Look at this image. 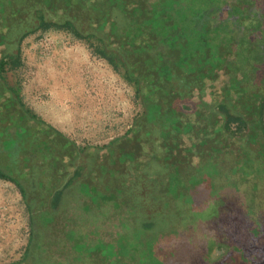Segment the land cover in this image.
Here are the masks:
<instances>
[{"label": "flooded vegetation", "instance_id": "af4514ba", "mask_svg": "<svg viewBox=\"0 0 264 264\" xmlns=\"http://www.w3.org/2000/svg\"><path fill=\"white\" fill-rule=\"evenodd\" d=\"M223 2L232 15L234 52L222 46L221 30L208 39L210 23L203 15L195 30H174L176 7L194 0H0V180L18 187L31 206L30 218L40 223L39 236L47 233L45 217L54 203L62 206L58 216L91 217L98 208L86 213L90 205L81 200H92L94 189L108 195L113 185L131 197V203L122 201L126 211H115L127 225L159 215L164 227L182 204L171 201L165 188L176 185L178 195L186 179L183 198L194 199L207 172L211 197L217 196L212 216L220 233L218 264H264V0ZM64 23L95 29V38L105 39L138 84L143 113L129 138L79 149L27 111L7 83L4 70L18 59L21 42L39 30L63 29ZM135 140L138 148L130 145ZM119 143L124 146L117 148ZM184 165H197L196 172L190 175ZM81 184L92 188L89 195L81 193ZM149 196L159 203L148 206ZM171 203L169 211L165 204ZM178 227L170 230L178 233ZM172 232L155 234L162 240ZM166 249L157 245L152 253L166 255ZM30 259L27 244L20 264Z\"/></svg>", "mask_w": 264, "mask_h": 264}, {"label": "rangeland", "instance_id": "374dc122", "mask_svg": "<svg viewBox=\"0 0 264 264\" xmlns=\"http://www.w3.org/2000/svg\"><path fill=\"white\" fill-rule=\"evenodd\" d=\"M176 8V32L184 27L195 30L202 20L201 15L213 26L221 24L222 36L224 29L229 30L233 23L223 0H194L189 7L181 5ZM193 34L186 40L194 39L196 34ZM4 72L7 83L13 86L27 111L53 127L79 149L104 148L117 144L125 137L129 138L132 136L130 130L138 126L137 121L143 113L138 84L130 79L116 51L108 49L104 42L95 37H77L70 29L51 28L29 35L20 44L16 62L11 66L6 65ZM122 145L119 143L117 148ZM130 145L139 147L137 140L134 143L130 141ZM114 165L113 162V169ZM182 169L191 175L196 172L197 165H184ZM182 174L183 178L187 176L184 172ZM203 177L205 180L195 191L197 196L194 199L190 194L183 198L186 194L184 190L189 185L186 179H181L179 183L186 187L179 189L181 195H177L176 185L165 188L171 201L176 199L182 204L179 208L181 211L167 220L164 227L159 215L146 221L136 220V223L132 219L128 221L129 225L122 220L124 228L129 226L130 233L123 230L116 232L115 244L128 242L132 248L143 253L157 245L159 249L162 246L163 249L167 248L163 251H168L166 255L159 251L149 255L151 264H218L222 255L219 249L220 233L212 216L217 196L211 197L212 185L207 172ZM111 190L116 193V185ZM111 190H108V195L102 196L111 199L107 206L102 203L97 205V195L91 194L90 212L97 208L113 207L110 213L113 216L121 202L131 198L110 194ZM146 190H143V195ZM119 191L123 193L126 189L119 188ZM145 200L148 206L159 203V199L151 200L150 196ZM198 200L202 203L199 204ZM159 206L162 211V205ZM165 206L169 207V211L173 210L172 203ZM171 225L179 226L178 233L170 230ZM163 228L173 234L159 240L155 232ZM29 237L30 215L24 197L14 184L0 180V264L20 262Z\"/></svg>", "mask_w": 264, "mask_h": 264}, {"label": "trees", "instance_id": "16d2710c", "mask_svg": "<svg viewBox=\"0 0 264 264\" xmlns=\"http://www.w3.org/2000/svg\"><path fill=\"white\" fill-rule=\"evenodd\" d=\"M65 19L67 21L69 20L68 18ZM66 23L60 25V28L72 30L77 37H96L94 33L95 29L93 28H79L73 25L68 26ZM183 29H180V31ZM208 29V39H210L215 36L217 30H221V24L219 26H212L211 28L209 24ZM33 30L34 29H32V31ZM186 31L188 35H191L190 30ZM224 31L222 46L226 51L234 52L235 41L233 38V30L230 28L227 31L224 29ZM113 32L114 31H112V33ZM98 39L105 44V39ZM209 46L213 47L214 45L209 44ZM220 47V44H218L215 49ZM91 189H89L86 184H81L80 186L81 193L85 195L87 193L89 195ZM95 190L96 189H94V193L97 195V198L95 196V202H97L98 205L100 202L105 201V197H101L100 191ZM112 193L114 195H121L119 188H117L116 193L111 190L110 194ZM81 201L86 203V207L90 205L89 201ZM120 207H123V209H120L118 214L121 212L123 213V211H126L125 208H127L123 203ZM28 208L30 209L31 206ZM60 208L62 209V206H60L59 203H54L52 207L53 213H51V216L45 217L48 227L45 236H39L38 225L40 223L34 221V217L30 218L31 233L28 241V259L31 257V264H143L145 261L149 260V252L152 254V249H146L143 253L132 248V245L128 242L127 244L122 242L121 244L119 242V244H115V235L121 230L126 231V226L124 228L123 225L125 224H122L123 221H121L123 218L118 217V214L110 216V213L107 215L104 213L105 210L99 211L100 209L98 208V211L92 213L91 217H88V214H86L80 219H74L55 214L60 211ZM86 210V213L90 212L88 208H86ZM162 211L168 210L162 208ZM213 211L218 212L216 205ZM38 220L40 221L41 218H38ZM126 237L128 238L129 236ZM31 254L32 256H30ZM125 260H127V262H125ZM11 264H20V262Z\"/></svg>", "mask_w": 264, "mask_h": 264}]
</instances>
